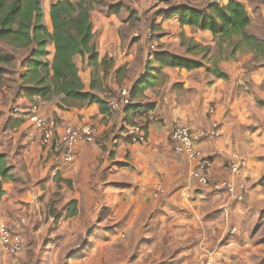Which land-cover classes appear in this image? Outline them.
Instances as JSON below:
<instances>
[{
  "label": "crops",
  "instance_id": "obj_1",
  "mask_svg": "<svg viewBox=\"0 0 264 264\" xmlns=\"http://www.w3.org/2000/svg\"><path fill=\"white\" fill-rule=\"evenodd\" d=\"M55 1H46L44 8L40 3L43 24L49 32V9ZM105 1L109 2L108 12H90L91 42L98 53L96 64L89 65V55L83 58L76 54L73 60L84 91L107 100L115 95L113 90L129 87L137 98L124 112L108 113H102L96 103L61 108L58 103L63 95L43 100L44 111L61 126L89 121L97 129L96 140L78 142L74 160L66 165L61 164L60 151L40 143L39 133L29 121L0 131V151L10 159L7 165L13 174L7 180L0 176V224L18 217L26 221L18 228L21 250L12 254L0 244V264H86L80 252L87 237L92 248L107 246L111 259L112 252L120 247L128 261L140 258L151 262L155 256L156 261L189 263L198 257L189 255V248L183 246L190 250L202 245L211 247L209 235L214 236V242L223 239L225 244L242 243L249 238L242 222L248 221L249 215L254 220L264 217V55L258 58L247 51L220 59L217 65L227 78L216 77L209 71L215 45L211 32L160 14L179 5L203 9L213 0ZM236 1L250 18L247 32L264 40V0ZM111 5H116L117 13L109 10ZM155 8H159L156 16L148 14L147 10ZM130 12L136 13L140 23L156 19L152 29L159 47L154 53L141 50L133 40V36L143 37V33L134 35L133 29L129 30L127 25L133 21ZM183 37L212 47L203 66L187 70L154 61L158 53L165 51L201 59L202 54L186 52L181 45ZM46 49L50 65L53 43L48 41ZM104 57L110 64L107 69L102 63ZM146 76V88L136 94L137 83ZM26 96L30 101L31 96ZM149 112L154 119H147ZM174 121H182L195 131L217 123L218 136L200 138L197 145L210 156L214 178L236 179L225 168L226 159L238 155L246 160L238 177L249 186L245 202H236L225 192L195 180L194 163L171 148L168 135ZM135 123L144 124L143 142H130L126 135V127ZM61 126L56 128L57 134ZM55 166L59 169L53 175ZM71 201L75 212L67 215L72 210L68 208ZM229 225L237 227L236 232L230 233ZM90 229L93 231L88 236ZM165 230L177 248L175 254H169L172 260L155 251L159 245L154 239ZM188 238L191 245L183 242ZM256 238L252 235L250 240ZM103 239L105 243H100ZM225 248L221 254L230 252ZM71 251H75L74 256L69 255ZM90 257L92 264L99 261L93 252Z\"/></svg>",
  "mask_w": 264,
  "mask_h": 264
},
{
  "label": "trees",
  "instance_id": "obj_2",
  "mask_svg": "<svg viewBox=\"0 0 264 264\" xmlns=\"http://www.w3.org/2000/svg\"><path fill=\"white\" fill-rule=\"evenodd\" d=\"M99 2L100 0H57L51 3L49 17L52 31L49 32L43 24L40 0H0V40L7 42L13 49L29 50V58L22 75V79L29 86L26 95L38 94L42 100H51L55 95H63L58 103L61 108L77 103H96L102 113L110 111L106 100L91 91L83 90L73 60L74 55L80 54L83 58L89 55V65L97 62L98 53L91 42L93 33L90 12ZM115 7L116 5H111L109 10L117 13L118 9ZM162 13L166 17L178 16L181 24L211 32L215 45L211 57L212 68L209 71L216 77L227 78L217 65L220 59L233 58L237 53L247 51L254 52L258 58L264 55V40L247 32L250 18L244 6L236 0H229L224 6L212 1L203 9L188 5L172 6L162 10L160 14ZM48 41L54 46L50 65L45 57ZM181 45L185 46L188 53L202 54V58L194 59L165 51L158 53L154 61L161 66L190 70L203 66V59L212 50L209 45H201L184 37L181 39ZM106 59L103 58V65L106 64ZM0 61L8 62L10 57L0 51ZM109 65L106 64L104 68L107 69ZM148 70L151 71L152 67H148ZM148 79L149 76H146L137 83L134 89L136 94L146 88ZM11 170L12 167L6 162V154L0 152L2 180L13 178ZM74 206V201H71L68 208L72 210L68 211L67 215L75 212Z\"/></svg>",
  "mask_w": 264,
  "mask_h": 264
},
{
  "label": "built area",
  "instance_id": "obj_3",
  "mask_svg": "<svg viewBox=\"0 0 264 264\" xmlns=\"http://www.w3.org/2000/svg\"><path fill=\"white\" fill-rule=\"evenodd\" d=\"M229 0H213V2L224 6ZM146 23V22H145ZM152 28V27H150ZM147 37L149 46L155 50L156 42L151 38L154 31L148 29ZM159 46V43H158ZM155 48V49H154ZM131 88L122 87L118 93L106 100L107 106L112 111L124 112L132 102ZM42 99L38 94L30 98V102L25 108H16L24 118H27L32 127L39 133V140L42 145L54 146L61 152L63 165L70 164L74 160L75 146L78 142L91 143L96 140L97 129L92 122L85 121L77 125H60L57 119L44 111ZM152 112L147 113V119H154ZM61 126L60 134L56 133V128ZM144 124L135 123L126 127V135L130 142L138 143L146 140L143 131ZM218 125L212 123L209 128L195 131L191 126L182 121H174L169 131L168 139L171 148L178 155H185L194 163L192 176L202 185H208L214 191L225 192L230 199L236 202H244L248 197L249 186L238 179L247 162L243 157L232 155L224 163L230 175L236 179L214 178L211 174V159L197 145L200 138H214L218 136ZM55 136H57L55 138ZM59 166H55L53 175L58 171ZM160 192L162 188L158 189ZM25 219L18 217L12 221L0 224V244L3 249L12 254H17L22 248V237L18 228L25 224Z\"/></svg>",
  "mask_w": 264,
  "mask_h": 264
},
{
  "label": "rangeland",
  "instance_id": "obj_4",
  "mask_svg": "<svg viewBox=\"0 0 264 264\" xmlns=\"http://www.w3.org/2000/svg\"><path fill=\"white\" fill-rule=\"evenodd\" d=\"M48 0H40V3L43 4ZM100 4H95L92 8L95 11L99 12H108V7L106 4L109 2L105 0H100ZM44 8V6H43ZM159 8H155L152 10H147L148 14L155 15V12ZM92 14V13H91ZM136 13H131V19L133 21H130L127 25L129 30L133 29L134 35H136L138 32L142 31L143 37L139 36H133V40L138 42V48L141 50H145L147 53H154V50L150 48L148 42L149 39L147 37V30L150 29L151 33L153 31L152 28L155 26V20L147 18L146 23H140V18L135 15ZM163 14V13H162ZM44 16L46 17V11L44 13ZM136 16V17H135ZM178 17V16H175ZM144 41H143V39ZM152 39L156 42L155 48H158V39L157 35L152 34ZM129 41V38L126 39ZM139 40L142 41V43L139 42ZM145 43V44H144ZM146 48H145V46ZM142 45L144 48H142ZM154 48V49H155ZM0 51L7 54L10 57V61L8 62H2L0 61V131L3 128H9V127H18L24 122H28L27 118L21 117V114L19 112H15L14 109L16 108H25L29 104V99L26 96V93L28 92V83L22 79V75L24 74L26 62L29 58V50L26 49H13L7 42L0 40ZM120 89V88H119ZM118 90H113L115 94L118 93ZM132 101L135 100V96H132ZM1 152V151H0ZM7 157V155H6ZM10 159L7 157L6 162L8 163ZM245 202V201H244ZM245 219V218H242ZM242 225L244 226L246 230L247 235L249 238H246L243 240V244L241 241L238 242H232L229 244H225L223 239H215L214 242V236L209 235L208 241H211V247L208 245H202L199 247V249H196V247L193 250H190L189 246H183V249H188V253L197 255V259L195 261H190L189 263L184 262L183 264H264V217L259 216L256 220L254 218H251L249 215L248 221L244 220L242 222ZM230 227V225H229ZM253 227V230H252ZM237 228V227H236ZM235 227H230V233L236 232ZM93 230L90 229L88 231V236ZM110 231V230H109ZM168 231L162 232L159 237H156L154 239L155 243H157L159 246H156L155 251L157 253L167 254L168 259L172 260L174 257H171L169 254L174 253V250H177L176 246L174 245V240L172 237H168ZM123 239L126 238L125 233L123 234ZM254 235L257 238L255 240H250V237ZM217 238V236L215 237ZM219 238V237H218ZM172 240V241H171ZM236 240V239H235ZM231 240V241H235ZM250 241V242H249ZM184 244L191 245L192 240L191 239H184ZM100 243H105V240H101ZM84 249H81L83 253V257H85V263L86 264H92V259L90 257V253L93 252L98 257L99 261L96 262V264H176L175 261H156L155 256L152 258L151 262L142 261L140 258L132 259L128 261L125 257L122 256V250L120 247L116 249L115 252H112V259L108 258L110 257L108 252V247L104 244L97 245L96 247H91L88 245V237H87V243L84 245ZM222 247H226L228 249H231L229 253L221 254L220 250H222ZM225 248V249H226ZM208 251L209 253H206ZM187 253V252H185ZM75 251L69 252L70 256H74ZM116 255V256H115ZM117 259V260H114ZM138 261V262H135ZM183 261L177 262V264L182 263ZM30 264V263H28ZM34 264V263H32Z\"/></svg>",
  "mask_w": 264,
  "mask_h": 264
}]
</instances>
